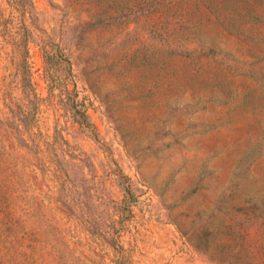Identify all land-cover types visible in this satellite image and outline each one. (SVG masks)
<instances>
[{
	"label": "rangeland",
	"instance_id": "rangeland-1",
	"mask_svg": "<svg viewBox=\"0 0 264 264\" xmlns=\"http://www.w3.org/2000/svg\"><path fill=\"white\" fill-rule=\"evenodd\" d=\"M0 264H264V0H0Z\"/></svg>",
	"mask_w": 264,
	"mask_h": 264
},
{
	"label": "trees",
	"instance_id": "trees-1",
	"mask_svg": "<svg viewBox=\"0 0 264 264\" xmlns=\"http://www.w3.org/2000/svg\"><path fill=\"white\" fill-rule=\"evenodd\" d=\"M27 54H28V53H27ZM26 57H27V56H26ZM25 63H26V62H25ZM82 118H83V120H82V122H80V124L85 125L88 116L85 114V115L82 116Z\"/></svg>",
	"mask_w": 264,
	"mask_h": 264
}]
</instances>
